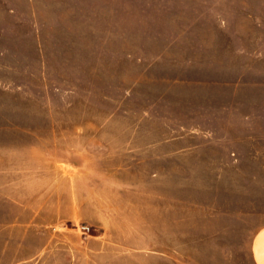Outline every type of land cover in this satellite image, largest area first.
<instances>
[{"label":"rangeland","instance_id":"374dc122","mask_svg":"<svg viewBox=\"0 0 264 264\" xmlns=\"http://www.w3.org/2000/svg\"><path fill=\"white\" fill-rule=\"evenodd\" d=\"M262 225L264 0H0V264H255Z\"/></svg>","mask_w":264,"mask_h":264},{"label":"crops","instance_id":"0c3cea01","mask_svg":"<svg viewBox=\"0 0 264 264\" xmlns=\"http://www.w3.org/2000/svg\"><path fill=\"white\" fill-rule=\"evenodd\" d=\"M257 239L262 241V244L258 242V246L260 244L262 245L263 250L261 251V253L259 255V258H262V257H264V225L260 226V228L253 231V234L251 237V257H252L253 262L255 264H260V261L257 257V253H256Z\"/></svg>","mask_w":264,"mask_h":264},{"label":"bare ground","instance_id":"6f19581e","mask_svg":"<svg viewBox=\"0 0 264 264\" xmlns=\"http://www.w3.org/2000/svg\"><path fill=\"white\" fill-rule=\"evenodd\" d=\"M258 250H260V245L258 246ZM263 250V249H262ZM261 251V250H260ZM260 253V252H259ZM260 264H264V257L259 258Z\"/></svg>","mask_w":264,"mask_h":264}]
</instances>
